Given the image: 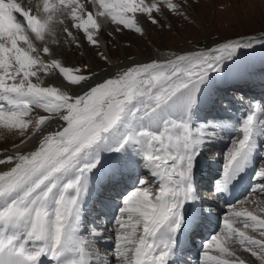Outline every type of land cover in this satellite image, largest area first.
<instances>
[{"label":"snow or ice","instance_id":"6c2138e0","mask_svg":"<svg viewBox=\"0 0 264 264\" xmlns=\"http://www.w3.org/2000/svg\"><path fill=\"white\" fill-rule=\"evenodd\" d=\"M189 7L190 0H0V130L19 140L0 153V264H41L42 257L53 264H105L99 246L108 241V264L175 260L185 205L201 199L195 158L225 127L194 123L191 109L210 73L221 72L256 38L225 39L127 66L98 51L108 65L102 71L87 63L66 66L59 49H100L108 25L109 35H143L145 21L163 26V20L186 19ZM249 107L230 125L236 135L224 153L215 195L228 191L264 140V105ZM53 121L59 126L50 130ZM128 150L140 156L146 174L123 198L111 234L103 221L84 231L94 170L99 181L117 179L126 170ZM255 178L260 183L230 206L196 264H250L239 249L264 264V199H250L264 197V160Z\"/></svg>","mask_w":264,"mask_h":264},{"label":"rangeland","instance_id":"374dc122","mask_svg":"<svg viewBox=\"0 0 264 264\" xmlns=\"http://www.w3.org/2000/svg\"><path fill=\"white\" fill-rule=\"evenodd\" d=\"M49 2L58 3V0H49ZM190 3L191 7L187 9L186 19L183 17H173L168 20H163V26L152 25L149 34L144 32L143 35H140L136 34L133 31H124L120 33L113 32L112 35H109V33L112 32L113 26H106L103 31L107 35L110 51H112V53L116 52V57L114 58H126L124 54V51L126 50L128 53H130V55L128 56L130 59L141 60L138 62H147L145 59H150L153 56L156 47H161L168 50L173 48L180 49L185 46L197 47L200 45L201 47L198 48H204V44L206 42L210 43L223 41L225 39L236 40L241 38L247 40L249 37L254 36H256V39L254 41L255 45L249 50L260 46L263 48L261 51L264 52V42L260 43L261 38H264V0H190ZM168 24H172L173 27L169 28ZM119 35H121L123 41L119 38ZM60 37L61 39H65L62 31H60ZM81 39H83L82 36ZM98 51L104 52L111 59V55L108 54L107 48L102 45L100 49H94L89 47L87 44H84V46L82 47H76L75 45L69 46L65 44L63 48L59 49L61 58L63 59L66 66L78 67L83 66L87 63L93 66L100 65L101 68H105L108 65L105 64L97 55ZM239 96L242 97V95ZM260 118H264V116H261ZM198 123L208 125V123H206L205 121H200ZM224 132L225 130L222 127L220 129L219 136L213 139L209 143L208 147L203 150L204 154H202L201 152V155H198L200 159L208 162L209 170H212L210 169V167H212L216 170L217 174H219L220 171L222 172L223 164L225 162L224 153H226L227 149L231 145L232 139L235 138L236 135H226ZM214 141L222 142L224 146L222 145V148L220 146L213 147V145L215 144ZM18 142L19 140L17 137L11 136L0 130V153H3L6 149L8 150L12 148V146ZM205 153L207 155H205ZM256 154L259 161L257 160L256 164L253 166L254 170L252 175L250 176V181L245 190L233 204H239L240 201H243L246 197H249V191L251 190V188L260 183V181L255 178V174L260 162L264 160V142L262 144V147L256 150ZM124 157L131 158L132 162L138 163V166H136L140 167L139 163L142 162V160L140 156L133 153L132 150H128L127 154ZM142 169H144L143 166ZM145 171L146 169H144L143 172L138 175V180L142 175L146 174ZM137 183L125 190V192L122 191L120 194H118V196L109 195L107 193V190L102 191L108 197V201L118 204L116 213H114L113 218L109 220L110 229L114 227V225L111 224V221L118 213L123 198L135 189ZM214 189L215 181L214 186L207 188L202 184L200 187H198L197 193L200 196H209L210 198H212ZM207 190H209V193H207ZM250 199H255L259 202L260 200L264 199V197L251 196ZM231 205L226 204L225 208H223V211L218 218V225L215 233H218L220 231L222 219L228 212ZM95 207L96 206L91 203L90 212L87 213V216H91L92 221L86 224L84 223V231L87 230L88 226H91L93 224L99 226V224L96 223L97 221L101 222L100 220L102 218L98 216ZM210 207V212H213L215 215L218 214V209H216L214 206ZM246 207H249L251 210L255 207V205H246ZM108 233L111 234L110 232ZM249 234L257 235L254 232H249ZM212 235L205 239L203 244L198 245L197 249L194 252L195 256L191 259H194L197 262L198 260L204 258V245ZM257 238H259L258 235ZM235 247L238 248L239 246L236 245ZM101 250L102 252L107 251L106 254L108 256H105L106 259H112L110 257L111 249L106 248L103 250L101 248ZM238 254L247 259L250 264H255V258L250 257V255L246 252H243L242 249H239ZM209 255H216L215 250H210Z\"/></svg>","mask_w":264,"mask_h":264},{"label":"bare ground","instance_id":"6f19581e","mask_svg":"<svg viewBox=\"0 0 264 264\" xmlns=\"http://www.w3.org/2000/svg\"><path fill=\"white\" fill-rule=\"evenodd\" d=\"M32 3L34 4H37V5H42L43 4V0H32ZM144 28H145V32L147 34H149V31L151 30L152 28V25L150 23H147L146 21L144 22ZM119 38L123 41V38L121 37V35H119ZM215 42H206L204 44V47H207V46H211L213 45ZM101 45L102 46H105V48H107V51H108V54L111 55V60L113 62V64L115 65H118V66H127L132 60H135V61H141V60H138V59H130L128 56L130 55V53H128L126 50L124 51V54L126 56V58L124 59H115L114 57H116V52L115 53H112V51H110V47H109V44H108V39H107V35L104 33V35L101 37ZM198 47H201L200 45L199 46H192V47H182L180 49H163V48H159V47H156L155 50H154V53H153V56L151 57V59H162L164 58L165 56L169 55L171 52H174V51H179V50H194V49H198ZM263 48L258 46L256 48H253L251 50H247V51H241L236 54L237 56V59H236V65H235V68H223V70L221 72H213V73H210V76L208 78V83H212L214 84L215 86V96L216 97H219V93H220V89H225V88H230V87H233L235 85L234 83V77L237 75L236 72H238V70L242 69V66H241V63L242 62H247L249 60H255V59H262L264 57V52L261 51ZM143 60V58H142ZM146 61H148L149 59H145ZM238 63V64H237ZM108 67V66H107ZM105 67V68H107ZM238 67V70L236 69ZM95 70L97 71H102L104 70L105 68H101L100 65H95L94 66ZM240 68V69H239ZM234 69V70H233ZM250 74H246L245 77H249ZM35 82V81H34ZM226 82V85L223 86V84ZM45 83L48 84V83H52V80L51 79H48V78H45ZM56 83H59V81H56ZM204 85L201 86V92L203 93L204 92ZM232 98L234 97H231L230 100L228 101H231ZM253 100L252 98H250V94L247 93L245 94V97L243 100L241 101H238L237 99H235V103L233 104L235 107H236V110H231V111H237V115L238 114V109H237V105L241 104V107L246 110V112L248 113L250 111V103L251 104H254L256 105L255 103H252ZM261 104L264 105V98L263 100L261 101ZM230 107H233L232 105ZM41 114H44L43 112H41ZM219 122V121H218ZM216 122V123H218ZM231 125H234V124H231ZM59 126L58 122L57 121H53L50 126H49V129L50 130H54L56 129L57 127ZM263 140L260 141V146L257 148H261L262 147V144H263ZM222 145L223 143H220L219 144H214L213 147L215 146H220L222 148ZM224 146V145H223ZM28 147H31V144L28 145ZM12 148L8 149L9 151H11ZM204 154V152H203ZM115 155H118V154H112V156H115ZM255 155H253L254 157ZM0 158H3L2 155H0ZM109 155L108 154H105V158H104V161L103 163L106 165L108 163V160H109ZM256 160L259 161V159L257 158ZM252 162H253V158H252ZM141 163V162H140ZM139 163V165H140ZM251 164V163H250ZM138 166V163L136 162H129L127 163L126 165H124L125 167V171H123V173L119 176L120 179H116V180H110L111 183H112V187L114 190V193L111 194V196H118V194L121 193V191L124 190H127L128 188H130L132 185H135L138 181V175L140 173L143 172V169L141 167H137ZM250 166V165H248ZM206 162H201L200 159H198L197 157L195 158V163H194V173H195V177H198L197 181H196V185L197 187L201 186L202 184L205 183L206 185V188L207 187H210V186H214V181L216 182L222 175V172H220L219 174L217 173H214L212 170H210V172H206ZM250 170V168L248 167H245V170L243 171L244 173H247L248 171ZM147 172V170L145 171V173ZM100 175V173L96 172V170H94V176H93V179L92 181L90 182V186H89V189L91 188V186H94L95 185V182H97V177ZM206 175V177L204 176ZM103 182V181H102ZM101 182V183H102ZM248 184V183H247ZM245 184V186L247 185ZM100 187L97 188V190H99ZM100 191V190H99ZM98 191V192H99ZM209 193V190H207ZM198 192V191H197ZM117 194V195H115ZM218 197H221V193L217 194ZM96 198V195H91L90 193H88L86 199H85V203H84V206H83V213H82V225L85 223H88L90 221H92V217L91 216H87V213L90 212V208H91V203L92 202V199H95ZM203 198V197H202ZM205 199V198H204ZM226 199V194H224L221 198H219V202H223L224 200ZM206 203V206H214L216 209L218 208V218L220 216V214L222 213L223 211V208H225L223 205L219 204V205H212V201H207V200H203V199H200L198 202L194 203V204H186L185 205V213H186V216H185V219L188 221L189 219L191 220L193 217L191 218H188V211L191 210V212L193 214H198V212L201 210V205L205 204ZM90 204V205H89ZM111 206H108V205H104L102 208L97 209V212L99 214V217L102 218L100 221H103L106 225H107V228L109 229V232H110V223H109V220L113 218L114 216V213H116L117 211V208H118V204L115 203V207L114 209L112 210L110 208ZM213 207V208H214ZM211 208V207H210ZM202 211V210H201ZM185 220V221H186ZM100 223V222H98ZM84 230V229H83ZM183 230V229H182ZM216 230V226L212 228V230H210V232L208 234L205 233V236L203 237L201 243L207 239L210 235H214L215 234V231ZM109 234V233H108ZM106 233V235H108ZM183 244V238L182 237H179V242H178V246H181ZM199 245V243H194L191 247V250H190V253L191 252H195V249L197 248V246ZM112 247V242L111 241H108L106 244L105 243H101L100 246H99V249H106V248H109L111 249ZM107 252V251H106ZM106 252L104 253H101L102 256H104L106 254ZM108 256V255H107ZM108 260L109 259H106L105 258V264H108ZM41 264H53V261H50L47 257H42L41 258ZM186 264H196V262H186Z\"/></svg>","mask_w":264,"mask_h":264}]
</instances>
